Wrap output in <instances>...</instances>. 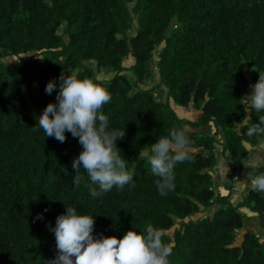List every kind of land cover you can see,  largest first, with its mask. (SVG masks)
Here are the masks:
<instances>
[{"label":"trees","instance_id":"1","mask_svg":"<svg viewBox=\"0 0 264 264\" xmlns=\"http://www.w3.org/2000/svg\"><path fill=\"white\" fill-rule=\"evenodd\" d=\"M74 70L109 91L102 112L125 130L116 143L135 187L93 198L83 169L72 183L79 139L66 133L61 143L37 126L59 90L47 94V83ZM260 74L264 0H0V264H50V228L67 205L96 218L94 235L159 229L169 264H264V193L249 186L234 202L233 184L225 193L216 176L217 144L236 173L264 141V112L245 113L241 101ZM171 128L188 129L189 159L161 196L138 153ZM249 212L261 231L245 229Z\"/></svg>","mask_w":264,"mask_h":264},{"label":"clouds","instance_id":"2","mask_svg":"<svg viewBox=\"0 0 264 264\" xmlns=\"http://www.w3.org/2000/svg\"><path fill=\"white\" fill-rule=\"evenodd\" d=\"M250 87L251 94L241 99L244 112H264V75L260 74L259 81ZM57 88L56 102L47 105L38 117L37 126L46 138L54 137L61 143L67 139L66 133L79 139L83 150L72 162L76 173L72 183L80 185L83 169L90 184L96 186L90 187L93 198L113 188L135 187L133 170L129 169L116 143L124 137L125 130L111 128L108 117L102 112L103 106L111 100L109 91L92 78H80L75 70L61 73L58 85L55 79L49 81L45 92L51 95ZM247 120L250 118L245 116L242 121ZM256 124H264V118L259 117ZM187 133V128H171L168 135L138 153V158L147 161L151 173L157 177L155 185L161 196L174 188L175 166L189 159L191 141ZM217 148L221 152L218 153L219 164L223 163L227 174L229 160L222 144H217ZM245 165L251 171L240 180L241 191L251 186L254 191L264 193V172L253 174L260 163L253 161ZM42 218L43 214H38L37 219ZM95 219L78 214L76 208L67 205L66 213L59 215L55 226L50 228L58 249L57 257L50 260V264H169L172 247L163 242L159 229L149 225L143 232L130 230L122 238L94 235Z\"/></svg>","mask_w":264,"mask_h":264},{"label":"rangeland","instance_id":"3","mask_svg":"<svg viewBox=\"0 0 264 264\" xmlns=\"http://www.w3.org/2000/svg\"><path fill=\"white\" fill-rule=\"evenodd\" d=\"M137 23V22H136ZM136 26V25H135ZM30 55V54H28ZM157 56H158V52L155 54V58L157 59ZM17 57H13V56H10V57H6V62L7 63H10V64H13L17 61L16 59ZM132 58L129 60V61H125V65L126 66H129L131 63H132ZM93 65H95V63H92ZM99 76L101 78H108L111 76V74H99ZM166 94V93H164ZM164 98L166 97L165 95L163 96ZM178 112L181 116H190L191 118H197L198 117V112H196L195 110H190L188 111L187 109L185 108H178ZM210 131V130H209ZM252 151V155L239 167L238 171H236V173H233V172H230V168L229 166L228 169L229 171L227 172V174H225L224 172V167L221 169V171H218L216 173V176L219 180V184H220V189L225 191V193L228 192V190H226V187H225V184L226 183H230V184H233L232 186V191H233V200L234 202L241 199L242 196H244V191H241L240 189V180H244L246 178V174L249 172V169L248 167L245 165V164H249L250 162H259L260 164L263 162V155H264V141L261 142L258 146L256 147H253L251 149ZM218 153L220 154V150L218 151ZM221 159V162H223V159ZM236 174V175H235ZM214 206L216 205H213L211 207V211L209 212L210 214H212L214 212ZM246 227L248 229H253V230H256L257 232L261 231L263 228H261V225H260V218L258 216V214L256 213H252V212H249V215L246 219ZM264 230V229H263ZM241 233V231H240ZM239 233V236H238V241H240L241 239V234ZM264 238V237H263Z\"/></svg>","mask_w":264,"mask_h":264},{"label":"crops","instance_id":"4","mask_svg":"<svg viewBox=\"0 0 264 264\" xmlns=\"http://www.w3.org/2000/svg\"><path fill=\"white\" fill-rule=\"evenodd\" d=\"M264 156V155H263ZM263 159H264V157H263ZM226 161V160H225ZM264 161V160H263ZM263 163V162H262ZM227 166H228V164H227ZM224 166H223V163H221V164H219V171H221V169L223 168ZM248 169H250L249 167H248ZM218 178H220V177H218ZM245 229H247V227H245Z\"/></svg>","mask_w":264,"mask_h":264}]
</instances>
